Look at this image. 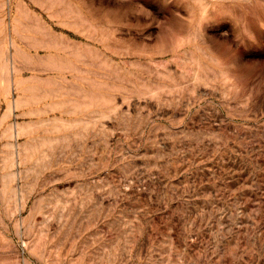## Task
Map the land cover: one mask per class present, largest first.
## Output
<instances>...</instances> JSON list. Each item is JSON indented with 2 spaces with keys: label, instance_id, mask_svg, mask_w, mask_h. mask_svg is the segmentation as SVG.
Here are the masks:
<instances>
[{
  "label": "rangeland",
  "instance_id": "obj_1",
  "mask_svg": "<svg viewBox=\"0 0 264 264\" xmlns=\"http://www.w3.org/2000/svg\"><path fill=\"white\" fill-rule=\"evenodd\" d=\"M0 264H264V0H0Z\"/></svg>",
  "mask_w": 264,
  "mask_h": 264
}]
</instances>
